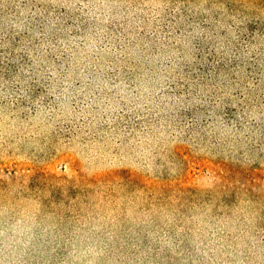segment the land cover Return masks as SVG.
I'll return each mask as SVG.
<instances>
[{
  "label": "rangeland",
  "instance_id": "1",
  "mask_svg": "<svg viewBox=\"0 0 264 264\" xmlns=\"http://www.w3.org/2000/svg\"><path fill=\"white\" fill-rule=\"evenodd\" d=\"M0 264H264V0H0Z\"/></svg>",
  "mask_w": 264,
  "mask_h": 264
}]
</instances>
